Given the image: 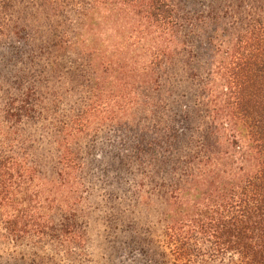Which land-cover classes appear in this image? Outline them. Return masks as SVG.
I'll list each match as a JSON object with an SVG mask.
<instances>
[{
    "label": "trees",
    "instance_id": "trees-1",
    "mask_svg": "<svg viewBox=\"0 0 264 264\" xmlns=\"http://www.w3.org/2000/svg\"><path fill=\"white\" fill-rule=\"evenodd\" d=\"M0 43V264H75L121 169L173 264H264V0H0Z\"/></svg>",
    "mask_w": 264,
    "mask_h": 264
},
{
    "label": "rangeland",
    "instance_id": "rangeland-1",
    "mask_svg": "<svg viewBox=\"0 0 264 264\" xmlns=\"http://www.w3.org/2000/svg\"><path fill=\"white\" fill-rule=\"evenodd\" d=\"M131 169L135 171L132 166ZM125 171L112 170L109 177L99 173L90 179L83 176V182L90 183L88 201L80 212L87 228L86 250L78 252L75 264H173L164 238V199L159 194L147 198L143 193L141 201L134 195L133 178L128 177L130 184L121 188L111 183L110 177L125 176ZM132 239H144L147 244L134 245ZM62 260L66 263L65 258Z\"/></svg>",
    "mask_w": 264,
    "mask_h": 264
}]
</instances>
